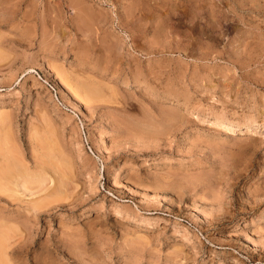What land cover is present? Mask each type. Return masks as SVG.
Segmentation results:
<instances>
[{
    "label": "rangeland",
    "instance_id": "obj_1",
    "mask_svg": "<svg viewBox=\"0 0 264 264\" xmlns=\"http://www.w3.org/2000/svg\"><path fill=\"white\" fill-rule=\"evenodd\" d=\"M0 264H264V0H0Z\"/></svg>",
    "mask_w": 264,
    "mask_h": 264
},
{
    "label": "bare ground",
    "instance_id": "obj_2",
    "mask_svg": "<svg viewBox=\"0 0 264 264\" xmlns=\"http://www.w3.org/2000/svg\"><path fill=\"white\" fill-rule=\"evenodd\" d=\"M253 126H256V122H253V123H251ZM229 127H230V125H228ZM16 184H17V182H16Z\"/></svg>",
    "mask_w": 264,
    "mask_h": 264
}]
</instances>
